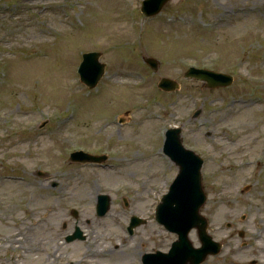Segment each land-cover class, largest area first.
I'll return each mask as SVG.
<instances>
[{
  "label": "rangeland",
  "instance_id": "rangeland-1",
  "mask_svg": "<svg viewBox=\"0 0 264 264\" xmlns=\"http://www.w3.org/2000/svg\"><path fill=\"white\" fill-rule=\"evenodd\" d=\"M141 3L0 0V264H143L145 252L169 250L177 234L155 211L177 173L162 153L175 125L205 159L201 211L224 242L202 264L264 258V0H170L151 17ZM91 50L107 63L92 89L78 73ZM190 65L234 82L206 88L184 76ZM163 76L181 88L161 90ZM79 148L108 153L107 165L70 160ZM54 181L93 219L86 239L55 237L65 215L49 209ZM97 190L113 197L103 217ZM132 215L146 221L130 234ZM190 237L201 244L195 228Z\"/></svg>",
  "mask_w": 264,
  "mask_h": 264
},
{
  "label": "water",
  "instance_id": "water-1",
  "mask_svg": "<svg viewBox=\"0 0 264 264\" xmlns=\"http://www.w3.org/2000/svg\"><path fill=\"white\" fill-rule=\"evenodd\" d=\"M168 0H144L143 11L150 15L161 10ZM100 51H90L84 54L79 71L82 80L90 87L95 86L105 71V63L100 61ZM147 62L155 69L159 62L153 57H147ZM186 76L195 77L207 81L206 85L216 87L218 85H229L233 76L213 71L211 69L192 67L186 72ZM159 86L165 90H175L180 84L177 80L162 77ZM201 110L196 112V115ZM165 150L181 164L178 176L170 186L168 193L164 194L162 202L156 208V216L169 229L176 231L179 238L173 242L168 253L158 251L145 255V264H198L202 262L209 253H218L222 244L214 241L208 234V219L200 213L202 205L207 200V194L202 184L201 167L203 158L193 150L186 148L182 142L181 128L174 127L167 131ZM105 156H93L88 153L75 152L72 159L101 160ZM110 206V197L102 194L98 204L99 214H105ZM143 220L137 216L132 217V226ZM198 228L202 241L201 247H194L189 238V231ZM79 235V234H78ZM71 236L69 239L74 238Z\"/></svg>",
  "mask_w": 264,
  "mask_h": 264
},
{
  "label": "flooded vegetation",
  "instance_id": "flooded-vegetation-1",
  "mask_svg": "<svg viewBox=\"0 0 264 264\" xmlns=\"http://www.w3.org/2000/svg\"><path fill=\"white\" fill-rule=\"evenodd\" d=\"M50 188H53V189H58L59 191L58 192H51L49 197H53L55 198L56 200L54 201V205H57L58 208L55 210V213L56 214H59L60 211H59V208H65L63 207L64 203L66 201H64L63 199L66 198L67 196H71L69 194H60L62 191L64 192L65 190H63V188H66L62 185H51ZM80 216H81V212H77V219H76V222H78L80 220ZM87 222H91V221H88L86 220ZM62 235V233L58 232L57 236L60 237Z\"/></svg>",
  "mask_w": 264,
  "mask_h": 264
}]
</instances>
